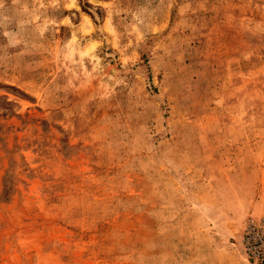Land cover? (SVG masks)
<instances>
[{
  "label": "rangeland",
  "instance_id": "rangeland-1",
  "mask_svg": "<svg viewBox=\"0 0 264 264\" xmlns=\"http://www.w3.org/2000/svg\"><path fill=\"white\" fill-rule=\"evenodd\" d=\"M264 0H0V264H256Z\"/></svg>",
  "mask_w": 264,
  "mask_h": 264
},
{
  "label": "built area",
  "instance_id": "built-area-1",
  "mask_svg": "<svg viewBox=\"0 0 264 264\" xmlns=\"http://www.w3.org/2000/svg\"><path fill=\"white\" fill-rule=\"evenodd\" d=\"M242 245L246 257L256 264H264V221H252L245 229Z\"/></svg>",
  "mask_w": 264,
  "mask_h": 264
}]
</instances>
